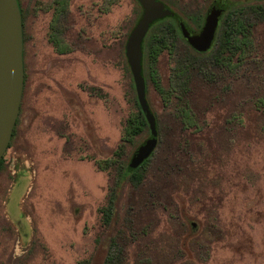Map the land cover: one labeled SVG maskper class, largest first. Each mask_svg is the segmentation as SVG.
I'll return each instance as SVG.
<instances>
[{
    "label": "rangeland",
    "instance_id": "1",
    "mask_svg": "<svg viewBox=\"0 0 264 264\" xmlns=\"http://www.w3.org/2000/svg\"><path fill=\"white\" fill-rule=\"evenodd\" d=\"M42 1L19 0L24 87L0 161V264H264V0H158L192 34L211 7L222 13L204 53L170 37L168 21L149 27L144 43L168 38L156 64L142 55L157 143L111 213L114 186L150 138L124 140L138 112L124 49L142 8L70 0L59 54ZM226 18L250 34L222 63Z\"/></svg>",
    "mask_w": 264,
    "mask_h": 264
},
{
    "label": "water",
    "instance_id": "2",
    "mask_svg": "<svg viewBox=\"0 0 264 264\" xmlns=\"http://www.w3.org/2000/svg\"><path fill=\"white\" fill-rule=\"evenodd\" d=\"M142 16L129 33L124 55L132 77L137 103L148 124L150 138L139 146L128 165L132 171L146 160L156 147L157 133L154 115L145 96L142 75V42L156 21L174 14L158 0H135ZM222 10L211 7L198 34H192L185 24L178 23L181 36L199 53L208 51L213 43ZM24 87L22 19L17 0H0V161L9 147L20 112Z\"/></svg>",
    "mask_w": 264,
    "mask_h": 264
},
{
    "label": "trees",
    "instance_id": "3",
    "mask_svg": "<svg viewBox=\"0 0 264 264\" xmlns=\"http://www.w3.org/2000/svg\"><path fill=\"white\" fill-rule=\"evenodd\" d=\"M19 7H20V3H19ZM257 10H259V9H257ZM20 11H21V7H20ZM231 12H233V11H231ZM242 12H239V13L241 14ZM235 18H238V17H235ZM176 19L177 18H175V15H174V17H172V18L167 17L165 19L156 20L150 25V27H153L157 24H160L163 21H168L171 24L167 25L168 28L165 31L168 35H170V37L173 38V37H176L178 34L181 35L179 33L177 26H176V22H177ZM229 21H231V20H229L227 18H226V20H224L223 31H222V34L220 35V42H221V46H222L220 50H221L222 54H220V56L218 57V60L221 61L222 63H224L225 60H226V62H229L231 60L232 55L234 54V56H235L237 54V50L235 52V47H245L246 44H248V42H247L248 34H250L249 29H247L248 25L245 24L242 20H237L233 24H229ZM229 27H230V29H227L228 30V32H227L226 28H229ZM164 34H161V33L153 34V36L148 41V43H144V40L142 42V54L144 55V53H145L146 58L148 59V61L151 62L152 65L156 64V61H157L159 55L167 48V44H168L167 39L168 38L166 39L164 37ZM231 46H233V47H231ZM228 48H232L229 50L230 52H231V50L233 51L232 55H230V59L228 57H226V54H228V52H229V51H227ZM241 53H242V50H241ZM196 55H198V53H196ZM199 55H202V54H199ZM223 55L225 57H223ZM141 64H142V75L144 76V74H143L144 73V71H143V56H142ZM154 73H155V69L152 71V74H154ZM155 88H156V91L163 97L165 92L162 89V87L159 85V83H158V85L155 86ZM135 105L138 108V112L136 114H134L133 116H130L126 120L124 140L127 142H131L132 138L134 136H137L146 130L149 131L148 124L146 122L144 115L142 114V112L140 110V107L137 103V99L135 100ZM13 134H14V132H13ZM135 173H136V169L129 171L128 166H127L126 169L124 170V172L122 173V175L119 177L117 184L114 186V193L109 198V206H110L109 213H111L115 210L116 202H117V199H118L119 194H120L119 191L121 189L123 182H125L126 180L131 178V179H133L132 181H134L133 182L134 185L139 183L138 178L135 177ZM104 264H112L111 259L106 260V262Z\"/></svg>",
    "mask_w": 264,
    "mask_h": 264
},
{
    "label": "flooded vegetation",
    "instance_id": "4",
    "mask_svg": "<svg viewBox=\"0 0 264 264\" xmlns=\"http://www.w3.org/2000/svg\"><path fill=\"white\" fill-rule=\"evenodd\" d=\"M69 2L70 0H51V2L48 3L47 5L43 1L39 5V9H41L42 11H47L45 13H48V12L51 13V16L47 23V30H48L47 42L51 44L59 54L66 53L67 52L66 47H68L65 41L64 34L65 32H67L68 26H69L68 24V21H69L68 14L70 12L68 8ZM17 3L19 6V0H17ZM21 19H22V15H21ZM218 24H219V19H218ZM22 37H23V30H22ZM186 43L188 44L187 41ZM188 45L192 48L190 44ZM23 69H24V64H23ZM20 108H21V105H20Z\"/></svg>",
    "mask_w": 264,
    "mask_h": 264
}]
</instances>
